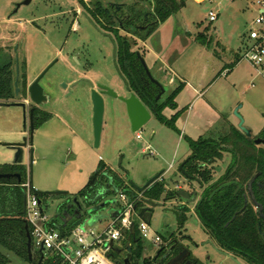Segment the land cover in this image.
I'll list each match as a JSON object with an SVG mask.
<instances>
[{"label":"rangeland","instance_id":"374dc122","mask_svg":"<svg viewBox=\"0 0 264 264\" xmlns=\"http://www.w3.org/2000/svg\"><path fill=\"white\" fill-rule=\"evenodd\" d=\"M24 1L0 0V45L12 47L14 42L19 41L22 34L18 26L11 30L13 25L4 21L12 12H18L17 18L35 12L37 15L40 12H53L50 10L52 6L46 7L40 0H32L23 4ZM60 1L63 3V8L66 9L67 0ZM105 1L121 4L122 12H126L129 7L134 5L137 10H142L141 12H155L154 0ZM176 1L183 2L184 6L173 13L167 21L159 23L161 28L158 27L157 32L154 30L155 32L153 31L148 37H145L144 33L134 34L130 29L128 32H121L120 35L128 41L131 50H138L141 55L144 49L140 42L144 40L150 47L162 42L166 46H172L171 51H166L168 52L167 56L173 57V65L178 67L183 74H187L192 83L199 80L200 73L202 70L206 71V66L211 72L213 62H216L217 55H220L224 62L219 63L217 70L227 67L231 72L227 76L225 72L220 74L209 86L207 95L216 93L219 100L226 99L224 104L228 103L230 97L231 103L235 105L232 119L237 121L240 116L244 126L257 132V128L264 123V78L259 76L245 60H239L237 66L230 63V60L233 61L235 55L242 51L244 43L246 44V38L244 40L242 38L247 35L251 21L257 14V8L252 3L253 0ZM18 3L20 6L15 11ZM209 10L218 12V17L213 22L208 21ZM205 26L208 28L207 31L203 30ZM43 27L47 29V33L39 32L30 26L27 27L25 34L29 43L24 54L30 72L38 71L55 58L58 59L40 82L45 88H50L46 110L52 114V117L38 131L36 130L38 133L34 134L33 161L30 162L29 157L24 158L27 165L25 172L21 173L26 181L24 184H28L30 188L29 181L31 180L33 187L38 190H57L75 194L87 183L90 175L97 169L100 158L106 164L109 173H116L128 184L132 181L141 186L162 169L160 177H163L165 182L177 170L178 165L186 159V157H182L187 152V143L178 140L176 135L178 132H173L169 126L155 116H151L150 120L141 128V138L137 139L136 133L131 131L124 102L106 95L103 97L104 113L100 144L95 148L93 146L92 110L87 95L83 99L74 94L65 97L60 83L63 80L69 81L83 75L77 63L69 59V54L66 53V51L72 52L77 42L70 41L66 48L59 51L64 34L63 29L50 31L48 26ZM214 27H216L215 31ZM141 30L145 31V28L143 27ZM199 32H205L204 36L210 41L208 46L197 40ZM83 33L85 34V48L91 62L86 77L95 84L109 86L119 96L126 95L125 83L113 63V47L110 41L100 37L91 27ZM3 36L8 38L4 39ZM144 61L152 76L158 78L164 87L165 93L161 100L166 98L178 82L175 80L173 84H169L170 74H161L157 70L159 64L156 65L155 73L152 71L151 64L149 65L150 59ZM217 70L213 74H209L206 81H209L218 72ZM224 107L226 108L227 105ZM226 109L229 111V108ZM236 110L238 116L235 114ZM222 116L224 119L226 114ZM225 125L223 123L218 128L210 127L201 136L218 140L228 131V126ZM21 130L20 109L16 106L0 107V141L19 139ZM148 144L150 149L146 147ZM227 152L222 153L221 161L211 165L214 179L231 162V154ZM173 154L175 156L173 167L167 170ZM11 160L10 151L0 146V163H7ZM24 184L22 185L26 192L27 187ZM177 185L188 192L197 191V194L200 193V187L195 180L186 179L179 173L168 181L166 188L175 190ZM118 193L108 194L106 199L116 201L119 197ZM32 194L36 197L33 192ZM57 197L42 198L44 213L50 218L54 216L57 205L63 201ZM198 199L192 203L175 196L174 199L161 200L162 204L153 208L149 221H142L147 223L150 231L160 236V241L153 242L151 238H142V257L151 260L157 250H164L173 241L188 236L191 240L185 238L182 239V243L189 248L192 256L199 254L201 261H205L207 264H238L231 257L217 251L215 246L202 244L208 240L207 236L208 238L211 236L203 230L193 210ZM80 200L82 199L80 198ZM111 207L113 208L112 203L100 211L105 217L95 222L93 227L96 231L107 224L110 217L106 213ZM177 207H182L183 212H186V218L180 225L173 213ZM131 219L134 223L141 221L135 215H132ZM85 222L88 223V220L85 219ZM70 228L68 226L64 230L68 231ZM124 241H128L127 238ZM33 248L32 246V252ZM0 251L8 256L10 263L30 264L20 261L12 251L6 250L2 246H0ZM124 255L123 251L120 255L121 258ZM240 260L245 263L243 259L240 258Z\"/></svg>","mask_w":264,"mask_h":264},{"label":"trees","instance_id":"16d2710c","mask_svg":"<svg viewBox=\"0 0 264 264\" xmlns=\"http://www.w3.org/2000/svg\"><path fill=\"white\" fill-rule=\"evenodd\" d=\"M153 6L155 12H141L136 7L130 8L131 21L128 23L129 28L126 31L132 29L134 34L144 33V36L148 37L159 23L164 22L170 15L183 7L184 3H178L176 0H154ZM145 13H151L155 22L149 28H145V31H142L135 26V23H141ZM197 40L206 46L210 43L202 32L197 34ZM117 57L120 70L124 75L128 76L131 85L135 88L138 87L137 89L143 103L152 107L153 115L158 120L180 133L175 126V120L180 113L177 112L170 118L163 114L165 107H175L173 100L180 87L175 88L164 101L153 102L152 97L154 96L147 97V93L151 92L154 95L157 86L153 84L149 88L143 87L144 95L142 94V86L137 74L143 71V67L139 62L136 50H131L128 41L119 33L117 34ZM239 60L240 58L238 57L236 61ZM1 62L3 61L0 53V99L11 98L13 97V76L11 72H6V67ZM258 136L264 137V127ZM183 139L190 149V154L183 168L192 179L197 178L205 185L202 199L194 208L203 230L211 236V239L218 247L240 257L247 264H264V236L263 238L260 236V231H264V220L257 215V210L251 204H246L245 206L242 191L237 192L235 195L236 185H231L209 197L219 183L223 182V179L214 180L211 165L221 159L223 152L228 151L232 158L228 168V179L244 184L258 173L256 180L252 184V191L256 200L261 203V211L264 215V144H255L243 132L232 125L228 126L226 134L218 140L202 136L195 140L183 136ZM0 166L3 168H18V166L10 164ZM109 177L112 178V182L108 184ZM223 178L225 179V177ZM25 182L21 174L19 183L17 180L12 181L7 191L0 192V215L8 217L0 220V245L12 251L20 261L29 262L25 237V221L22 218L26 196L25 187L22 184ZM257 182L262 187L259 188L256 184ZM106 187L108 189L106 195L115 193L114 189L123 190L133 204H139L141 198L161 201L162 198H170L172 194H175V190L166 189L163 179L155 181L138 193L116 173H109L103 162H99L97 169L90 175L87 183L76 194L71 195L63 192L58 195L43 194L36 195V197L42 203V198L44 197L58 196L57 198L63 200L59 206V210H61L64 209V205L72 196H79L88 205L90 203L89 199L95 196L94 194H96L97 190L106 189ZM179 211H181L180 220L183 222L186 218V212H183L184 209L182 207L179 208ZM52 222L56 223L57 221L52 219ZM76 222L73 220L66 224V227L69 226L70 228ZM58 224L63 228L62 224ZM130 243L131 264H154L153 258L149 260L142 257L143 246L139 239L136 237L131 238ZM182 247L183 244L179 242L172 248L170 253L176 255ZM187 260L190 264H205L192 255H189ZM0 263L9 264L8 256L0 253ZM42 264H59V261L46 257L43 259Z\"/></svg>","mask_w":264,"mask_h":264},{"label":"flooded vegetation","instance_id":"af4514ba","mask_svg":"<svg viewBox=\"0 0 264 264\" xmlns=\"http://www.w3.org/2000/svg\"><path fill=\"white\" fill-rule=\"evenodd\" d=\"M31 1L32 0H30L29 2H31ZM40 1L46 7L52 6V9H50V10L53 12H40V14L38 13V15H37V12H35V13L29 14V15L27 14L24 17L20 16L18 18L16 17L18 12H12L9 16H7V18H5L4 21L7 23H11L13 25L12 26L13 28H10L11 30H13L14 27L18 26L20 28L22 34L20 36L19 41L14 42L12 47H10L8 45H0V53H1L2 61H3L1 63H3V65L6 67V72H11L12 76H13V83H12V96L13 97L1 98L0 103H7V104L8 103H11V104L12 103H19L18 106H16V105H14V106H16L20 109V111H21V124L26 125V129L28 132H29L30 126L33 125L35 127V129H34V134H35L36 130L41 128L42 125L52 117V114L48 110H46V106L49 103L48 90L50 91V88L49 87L45 88V86H42L40 82L44 79V77L46 76L49 69L58 60L57 58H55L48 65H46L45 67L41 68L38 71H31V72L28 71L27 58L24 54L26 51L25 50L26 46L29 43L28 38L25 34V32H26L25 30H27L28 26L33 27L35 30H38L39 32H44V33H47V29L45 27H43L45 25L49 27L50 31L51 30L60 31V29H63L64 34H63V37L61 40V45H60L59 51L66 48V45L68 42H70V41L77 42L75 47H73L72 52L66 51V53H67V55L69 54V59H71L77 63V65L81 69V72L83 75L80 76L79 78H76V79H71L69 81L63 80L60 82L65 97L74 94L77 96H81V99H83L84 96L86 97V95H87L88 100H89L90 105H91V110H92V104H91V99H90V89L91 88L89 86V83L87 82V80H90V79L86 77V72H88L89 67L91 65V62L89 61L88 51L85 48L86 47L85 42H84L85 41L84 40L85 34L83 33L87 28L91 27L93 29V31L95 33H97L100 37L108 39L110 41L112 47H113V63L115 64L116 71L118 72V74L123 79L125 86H126V90H127L126 95H124V96L128 97L132 93L142 101V99L140 98L138 89H137L138 87L135 88L133 85H131L128 76L124 75L122 73V71L120 70L119 65H118V57H117V34L118 33L121 34V32H128L126 30H127V28H129L128 23H130V21H131V16H130L129 12H131L130 8H132V7H129L126 12H122V5L121 4H116L113 2H106L105 0H88V1H85V0H67L68 4H67L66 9H64L63 3L60 0H40ZM133 7H135V5ZM106 10H108V11L106 12ZM143 12H145V11H143ZM154 22H155V20L153 19L151 13H145L143 21H141V23H139V22L135 23V26L137 28H140V29L143 27L149 28L151 25H153ZM4 27L7 28L6 25H4ZM3 38L7 39L8 37L3 36ZM14 38H16V37H14ZM80 41L84 44L79 43ZM114 49H115V55H114ZM137 52H138V50H136V53ZM139 62H140V60H139ZM39 77H40V79H39L38 83L43 88L44 99H43L41 104H36L29 97L28 86L32 82L37 80ZM137 78H139V80L141 82L142 94H143V87L149 88V87H152L154 84L148 78V76L145 74L144 69H143V71H141L140 74H137ZM15 82L17 83V87L15 86ZM74 83H76V84H74ZM93 84L95 85L96 90L100 91V89L96 86L97 84H95V83H93ZM16 88H17V91H16ZM159 92H160V90L157 86V90H156L155 94L153 95V93H151V92L147 93V97L154 96V97H152L153 102H156V103L159 101L162 102L166 99V98H163L161 100L165 91L159 97H157ZM102 96L104 97V96H106V94L103 93ZM142 103H143V101H142ZM21 104H23V105H21ZM143 104L151 111V113L153 115L152 107L147 106V104H145V103H143ZM0 107H10V106L0 105ZM221 160H222V157H221V159H218L213 164H216L217 162H219ZM231 160H232V158H231ZM5 164H8V163H1L0 165H5ZM229 165H230V163H229ZM229 165H227L226 168L224 169V171L219 176H217L216 179H214V180L223 179L222 180L223 182H220L218 187L223 185V184H226V183H231L230 185H228L226 187H229L231 185H236V190H235L234 194L236 195L237 192L242 191V196L245 200V206H246V204H251L257 210V215L264 220V215L262 214V211H261L262 205L259 201L256 200L254 193L252 191V184L256 180L258 173H256L248 182H246L244 184L238 183L237 181L230 180L227 178ZM15 172H19L21 174L22 172H25V168L18 166V168L13 169V168H3L0 166V174L15 173ZM223 177H225V179ZM161 179H163V177H161ZM252 179H253L252 183L249 184V182ZM15 180H17L16 177H0V192L7 191L8 187L11 185V182L15 181ZM191 180H195L198 183V186L200 187L199 188L200 193L197 194V191L188 192L190 194V198L187 200L185 199V201L194 203L199 197L198 201L196 202V205H197L202 199V194L204 192L205 185L200 180H198L197 178L191 179ZM256 184L259 188L262 187V186H260L261 184L259 182H257ZM218 187H216L215 189H217ZM223 188H225V187H223ZM176 189H181V188H180V186L177 185ZM194 194H195V196H194ZM193 197H195V200L191 201V199ZM96 199H97V201H100L102 198L97 197ZM25 209H26V200L24 203L23 217L22 218L25 221L26 247H27V240H28L27 233H28L30 236V240H31L30 244H31V251H32L33 240H32L31 234H30V227H29V225H26L27 223H26V219H25V213H26ZM63 210H65V209H61V210H59V212L62 214ZM68 212H70V214H72L73 208L68 209ZM7 218L8 217H4V216L0 215V220L7 219ZM74 219L75 218L73 217L71 220H74ZM261 233L263 235H261ZM260 236H261V238H263L264 231H260ZM135 237L141 241V237L137 233V231H136ZM171 244H169L168 247H166L164 250H162L157 258H153L154 264H158V260L160 259V257H162L164 254H166L167 250L170 247H172ZM218 248H220V247H218ZM221 250H223V249H221ZM223 251H225V250H223ZM225 252H227V251H225ZM0 253H2V252L0 251ZM43 253L44 252L41 248H35L34 247L33 252H32V259L29 260V263L30 264H38L39 259L41 257V254H43ZM227 253H229V252H227ZM2 254H4V253H2ZM230 254L232 256H234L235 258H237L242 264H247L246 262L243 263L240 260V257L235 256L232 253H230ZM27 256H28V254H27ZM44 258H45V256L43 257V259ZM43 259L39 264H42ZM166 260L167 259H165L164 262H166ZM188 262H189L188 260H185L181 264H190ZM201 262L207 264L205 261H201Z\"/></svg>","mask_w":264,"mask_h":264},{"label":"water","instance_id":"95a60500","mask_svg":"<svg viewBox=\"0 0 264 264\" xmlns=\"http://www.w3.org/2000/svg\"><path fill=\"white\" fill-rule=\"evenodd\" d=\"M30 0H25L24 2H22L23 4L25 3H29ZM20 6V3L16 4V9ZM114 55H115V49H114ZM137 56L140 60V63L144 69L145 74L148 76V78L158 86L160 92L158 94L157 97H159L165 90L163 85L161 84V82H159L157 79H155L152 74L150 73L149 69L146 66V63L143 59V57L140 55L139 52H137ZM40 77L35 80L34 82H32L29 86H28V94L30 99L36 103V104H41L43 99H44V95H43V88L40 86V84L38 83ZM87 82L89 83L90 86V99H91V104H92V132H93V146L95 148H97L100 144V136H101V131H102V123H103V113H104V99L102 94H106L108 96H111L113 98H119L120 100H122V102H124L125 107H126V112H127V116L129 118V122H130V128L131 131L136 133L137 131H140L141 128L150 120L152 113L151 111L142 103V101L136 97L134 94H130L128 97L125 96H119L112 88H110L109 86L105 85V84H97L96 86L100 89V91L96 90L95 85L93 84L92 81L87 80ZM76 84V83H74ZM15 86L17 87V83L15 82ZM17 91V88H16ZM0 105H6V106H18L19 103H0ZM23 105V104H21ZM235 114L237 115V110L235 111ZM238 116V115H237ZM238 119L240 120L238 123V128L241 132H243L245 134V136L252 140L255 144H264V137H257V136H253L252 135V131L250 128H247L246 126H244L243 124V120L241 119L240 116H238ZM34 129L35 127L33 125L30 126L29 128V132L26 129V125L22 124V130L20 131V135L21 137L15 141H0V146L5 147L8 151H10V156H12V160L10 162H7L10 165H14V166H20V167H24L27 166L26 162H24V158L29 157L30 158V162L33 161V151H34ZM188 158H186L185 160H183L177 167V170L173 173V175H171L165 182L164 185L165 187L168 186V181L172 180L173 177L175 175H177V173L181 174L183 177H185L186 179L191 180L192 178L185 172L183 165L184 163L187 161ZM163 170L160 171L159 173L155 174L154 176L150 177L143 185L139 186L136 185L135 183H133L132 181L129 182L130 187L140 193L142 192L145 188H147L148 186H150L151 184H153L155 181L157 180H161V174H162ZM0 177H16L17 181L20 182L21 181V174L19 172H15V173H5V174H0ZM109 183L112 182V178L109 177L108 178ZM253 181V179L249 182V184H251ZM30 183V188L32 190V192L35 195H43V194H48V195H58L60 193H63V191H50V190H38L36 188L33 187L32 185V181H29ZM107 184V187H108ZM231 183H226L223 184L221 186H219L217 189H215L210 197H212L217 191H219L220 189H222L223 187H226L228 185H230ZM105 188H101L99 190H97L95 196H93V198L89 199V204L87 205L86 203L83 202V199L80 200L79 196H72L71 199L69 201H67V203L64 205V209L63 213L61 214L59 212V206L62 204L59 203L57 205L56 211L54 213V216H52L51 219H56L57 222H61L60 224H62V226H66V224H68L69 222L73 221L71 220L73 217L75 218L74 220L77 221L76 223H82V225H94L96 221L101 220L103 217H105L104 214H101L100 211L103 210L105 207H108V204L112 203L113 207L116 204L117 200L114 201L112 199H106L107 195L106 192L108 191V189ZM177 188V186H176ZM168 189V188H166ZM170 191H173L172 189H168ZM115 192H118L117 189H114ZM176 197H180L183 199H189L190 198V194L188 193L187 190L184 189H177L175 190V194H172L170 198H162V201L168 200V199H174ZM195 196V194H194ZM97 197L102 198L100 201H97ZM140 197V196H139ZM130 199V198H129ZM25 200H26V196H25ZM195 197H193L191 199V201H194ZM39 203H41L40 200H38ZM162 204L161 201H154V200H150V199H146V198H141L140 199V203L139 204H133V212L136 214V217L140 218L141 220H146L147 222L149 221L150 217H151V213L153 211V208L156 206H160ZM73 208V213L70 214V212H68V209ZM179 208L177 207L173 210V213L176 216V220L178 225H180L182 222L180 220V214H179ZM117 213H119V210H116L115 208H109L107 210L106 215H109V217H112L114 215H116ZM80 215V216H79ZM85 219L88 220V223L85 222ZM75 223V224H76ZM57 228H60L61 226H59V224H55ZM27 227V226H26ZM261 235H263L261 233ZM135 237V224H131L130 226V234L127 238V240L130 242L131 238ZM27 254H28V260L32 259V251H31V244H30V236L27 233ZM190 239V237L188 236H183L180 239H177L175 241H173L172 247H170L166 254H164L162 257H160V259L158 260V264H181L183 261L187 260L188 256L191 254L190 250L188 247H186L183 243H182V239ZM127 243L126 246L124 248H119V247H113L114 251L116 252V255L120 256V254L125 251V257L124 258H115V262L117 264H131V247H130V243ZM179 242H181L183 244L182 249L176 254L173 255L171 254V250L172 248L175 247L176 244H178ZM204 244H211L214 246L213 242L211 240H206L205 242L202 243ZM197 247V245H196ZM216 248V247H215ZM217 251H219L220 253H223L229 257H231L235 262H237L238 264H242L237 258H235L234 256H232L231 254L216 248ZM162 249L157 250V252L155 253L153 258H157L159 256V254L161 253ZM115 255H113L114 257ZM44 257V254H41V257L39 259L38 264L42 261ZM166 260V262H164ZM9 264H13V263H9Z\"/></svg>","mask_w":264,"mask_h":264},{"label":"built area","instance_id":"2783aa9c","mask_svg":"<svg viewBox=\"0 0 264 264\" xmlns=\"http://www.w3.org/2000/svg\"><path fill=\"white\" fill-rule=\"evenodd\" d=\"M252 3L257 8V14L251 21L246 44L239 58L247 61L264 78V0H253ZM216 18V12L209 10L208 21L213 22ZM136 138H141L140 131L136 132ZM172 167L173 162L169 163L168 169ZM24 185L27 187L25 218L30 227L33 246L41 248L45 258L58 260L59 264H117L113 257V247L124 246V240L130 234V226L134 223L132 215L136 217L133 202L123 190L118 191L116 202L119 213L110 217L99 231L94 229V225L86 226L79 222L65 231L66 226L57 228L56 223L44 213L42 203L32 194L29 185ZM134 224L141 239L160 241V236L150 231L146 222L141 220Z\"/></svg>","mask_w":264,"mask_h":264},{"label":"crops","instance_id":"0c3cea01","mask_svg":"<svg viewBox=\"0 0 264 264\" xmlns=\"http://www.w3.org/2000/svg\"><path fill=\"white\" fill-rule=\"evenodd\" d=\"M195 1L203 2L205 0H195ZM209 2H211V0H209ZM216 14L218 17V12H216ZM168 19H169V17L166 19V21ZM158 27H160V26L158 25L156 27V29H155L156 32H157ZM203 30L207 31L208 28L205 26L203 28ZM215 30H216V27H214V31ZM245 38H246V36H244L242 38V40H244ZM140 43L144 49V52L142 53L141 56L146 61L150 59L149 65L151 64L152 71L155 72V70L157 69L156 65L159 64L160 66H158L157 70L160 71L161 74L162 73L170 74V78L168 81L169 84H173L175 82V80L178 82V84L171 90V92L175 88L180 87L178 93L175 95L174 100H173L175 107L172 108V107L168 106V107L164 108V110H163V114L167 118H170L172 115H174L177 112L180 113L179 116L175 120V126L180 131V133L176 134L178 136L177 137L178 140L184 141L183 136H187V137L195 140V139L201 137V135H203L205 132H207L210 127L211 128H214V127L218 128L223 123L226 124L225 126L232 125V126L238 128L237 122L239 119H237V121L236 120L234 121L232 119V111H233V108L235 105L233 103H231L232 100L230 99V97L228 98V103L224 104L226 99L225 100H219L216 93L215 94L211 93V94H209V96L207 95L209 86L215 82V79L220 74L225 72V75L227 76L228 73L231 72L229 69H227V67H224L223 69H221L219 71L217 70L219 67V63L224 62L220 55H217V58L218 59L220 58V59L219 60L217 59L216 62H213V66L210 69L211 72L209 71V69L206 66V71L202 70V72L200 73L199 80H197L196 83H192L190 81L189 77L187 76V74H183L178 67H175L173 65V63H174V60H172L173 57L170 56V58H169L167 56L168 52H166V51H171L173 49L172 46H166L165 44H162L163 43L162 42L161 44H157L155 46L150 47L147 44L146 40L141 41ZM239 54L240 53L238 52L235 55V58H233L234 59L233 61L230 60L231 64H236V66H237V64H239L238 61H236L239 57ZM160 63H162V64H160ZM225 64H227V63L225 62ZM250 67L253 68L251 65H250ZM216 70L218 72L213 77H211V79H209V81H206L207 76H209V74H213V72H216ZM156 79L159 82H161L158 78H156ZM224 105H227L226 108H229V111H228V109H226L224 107ZM223 114H226V117L224 119H222ZM152 116H154V115H152ZM263 127H264V123L261 125V127L257 128V132H255L254 130L251 129L252 135L258 136ZM247 128H249V127H247ZM173 132H175V131L173 130ZM146 147L148 149H150L149 144ZM34 148H35V145H34ZM189 153H190V149H189V147H187V152L185 153L184 157H182V158H185V157L187 158ZM174 158H175V156L173 154L172 159L169 161V163H172ZM99 162H103V160H101V158H100ZM99 162L97 163V166H98ZM25 169H26V166H25ZM166 169L169 170L168 168H166ZM80 189H82V188H80ZM71 195H74V194H71ZM113 208L117 209L116 206H114ZM207 239L211 240L210 238H208V236H207ZM128 242L129 241H125L124 246L120 247V248H124ZM130 246H131V243H130ZM214 246L217 247L215 243H214ZM113 255H115L114 258H116V259L120 258L121 259V256L116 255V252ZM194 256L201 261L199 254H197V255L194 254ZM124 257H125V255L122 256V258H124Z\"/></svg>","mask_w":264,"mask_h":264}]
</instances>
